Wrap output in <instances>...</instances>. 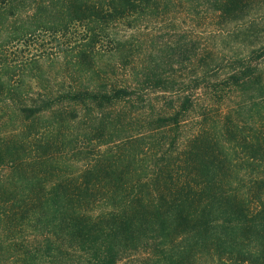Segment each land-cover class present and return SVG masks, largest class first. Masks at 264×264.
I'll list each match as a JSON object with an SVG mask.
<instances>
[{
    "label": "trees",
    "instance_id": "1",
    "mask_svg": "<svg viewBox=\"0 0 264 264\" xmlns=\"http://www.w3.org/2000/svg\"><path fill=\"white\" fill-rule=\"evenodd\" d=\"M136 2L0 0V226L15 208L43 264H264V22L183 49L185 84L111 32ZM76 144L95 148L71 176Z\"/></svg>",
    "mask_w": 264,
    "mask_h": 264
},
{
    "label": "rangeland",
    "instance_id": "2",
    "mask_svg": "<svg viewBox=\"0 0 264 264\" xmlns=\"http://www.w3.org/2000/svg\"><path fill=\"white\" fill-rule=\"evenodd\" d=\"M141 1L137 0L135 5L141 4ZM222 1L152 0V7L147 13L141 14L139 11H129L125 14L129 20L134 18L142 20L137 27H134L135 30L120 26L111 32L123 36L127 41L129 37L139 39L143 47L142 53L139 54L142 63L151 62L153 65H158L161 71L166 70V72L171 73V76H179L178 79L187 84L186 80L192 77V71L190 63L185 59L188 54L185 55L183 49L192 50L191 53L198 55L190 56L199 58L207 52L216 50L218 46L223 45L227 48L231 41L227 35L229 32L234 30H260V27H262L261 23L264 22V0H251L246 10L238 13L240 21L237 25L227 22L220 23L223 17L217 6ZM179 47L182 49H179ZM171 63H173V68L169 67ZM58 68H52L54 73H51V78L53 80L61 77L58 76L59 73H56ZM210 74L214 78L217 73L211 72ZM219 75L223 79V73ZM159 92L158 89L153 91L158 98L160 96ZM199 94L200 91L196 93V98ZM230 101L228 100L226 105L223 104L217 109L224 112ZM188 121L191 124V118H187L186 122ZM189 124H185V126ZM74 127L77 134H84L85 132L90 134V131L86 130H90L91 125L78 123ZM83 147L79 151V144L71 145V148H74L72 154L74 156L64 157V163L60 164L61 170H69L71 176L77 174L76 155L84 153L81 156H87L95 148L85 145ZM0 171L2 174L5 172L4 169ZM11 207L12 202H9L7 210ZM11 210L10 218L5 219V223L0 226V264H43L42 261L35 262L30 257L28 251L33 248V242L28 235L29 230L25 228V222H20L18 211L15 208ZM22 230H25L24 235L20 233ZM208 263L209 261L204 260V264Z\"/></svg>",
    "mask_w": 264,
    "mask_h": 264
}]
</instances>
